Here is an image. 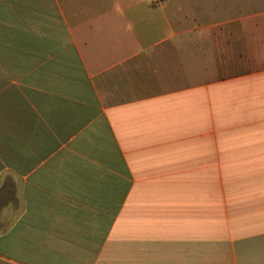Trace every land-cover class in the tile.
I'll list each match as a JSON object with an SVG mask.
<instances>
[{
	"label": "crops",
	"instance_id": "crops-1",
	"mask_svg": "<svg viewBox=\"0 0 264 264\" xmlns=\"http://www.w3.org/2000/svg\"><path fill=\"white\" fill-rule=\"evenodd\" d=\"M0 264H264V0H0Z\"/></svg>",
	"mask_w": 264,
	"mask_h": 264
},
{
	"label": "rangeland",
	"instance_id": "rangeland-1",
	"mask_svg": "<svg viewBox=\"0 0 264 264\" xmlns=\"http://www.w3.org/2000/svg\"><path fill=\"white\" fill-rule=\"evenodd\" d=\"M6 183H7V181H6ZM2 188H3V187H2ZM3 189H4V188H3ZM4 190H6V191H7V190H8V186H5V189H4Z\"/></svg>",
	"mask_w": 264,
	"mask_h": 264
}]
</instances>
